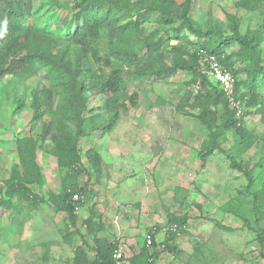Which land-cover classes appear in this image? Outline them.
<instances>
[{
    "label": "rangeland",
    "instance_id": "obj_1",
    "mask_svg": "<svg viewBox=\"0 0 264 264\" xmlns=\"http://www.w3.org/2000/svg\"><path fill=\"white\" fill-rule=\"evenodd\" d=\"M240 1L192 0L191 20L196 27L216 28L222 35H229L238 22L239 33L251 34L259 43L264 67V0H250L252 8L240 6ZM77 2L34 0L29 18L34 34L31 39L18 35V45H40L43 52L73 68L79 51L71 40ZM154 3L158 11L142 23L140 36L133 39L137 65L121 58L112 60L108 67L88 60L93 73L118 67L125 80L124 88L116 94L93 95L88 101V107L95 109L107 97L114 101V111L96 110L100 112L95 119L99 124L115 112L110 130H94L77 143L86 171L92 168L85 151L93 147L100 154L101 176L95 179L80 172L72 177L68 169L57 164L49 138L41 140L36 162L42 183L32 185L31 190L43 200L13 197L10 207L0 204V264H73L75 256L91 261L97 237L114 248L121 246L127 256L141 251L138 264H264L254 231L256 225L264 229V120L260 111L262 104L264 109V82L258 87L262 104L248 106L247 95L239 94L244 113L238 124L244 135L234 129L222 133L218 137L222 151L215 150L201 166L198 152L207 131L196 117L198 110L176 109L191 79L188 53L192 46L185 41L182 53L171 48L178 40L167 41L166 36L173 31L157 21L161 6L158 0ZM145 4L152 5V0ZM67 25L72 26L66 33ZM180 35L196 41L187 30H181ZM152 41H162L159 54L139 49ZM94 46L102 54L113 48L105 36ZM223 55L230 57L237 70L251 62L236 43ZM175 58L184 65L175 74L159 81L149 74L152 63L170 65ZM136 69L148 73L134 78ZM244 75L238 73V78ZM79 79L85 81L86 77ZM51 80L57 82V77L37 64L0 77V185L17 163L15 139L36 135L47 120L44 114L30 122L31 102L34 89L47 86ZM61 97L57 96V102ZM216 111L218 116L223 113L221 106ZM68 185L76 187L71 195L76 227L46 200L48 191L58 194ZM171 214L186 216V220L173 221ZM245 218L250 226L244 223ZM216 222L233 230L227 231ZM147 233L153 237L148 247L144 241Z\"/></svg>",
    "mask_w": 264,
    "mask_h": 264
},
{
    "label": "trees",
    "instance_id": "obj_2",
    "mask_svg": "<svg viewBox=\"0 0 264 264\" xmlns=\"http://www.w3.org/2000/svg\"><path fill=\"white\" fill-rule=\"evenodd\" d=\"M33 1L0 0V77L37 64L46 67L51 76L57 77V82L51 80L47 86L35 88L32 93L30 122L38 120L44 114L47 120L42 122V127L36 135H23L15 139L17 163L12 166L9 177L0 185V204L6 203L8 207L11 206L13 197L33 202L42 199L31 190V186L42 183V173L36 162V152L40 141L45 138L51 141V152L57 164L68 169L72 177L80 172L94 175L95 179L101 176L100 154L93 147L85 151V159L92 168L91 172L86 171L83 168L77 143L79 138L94 130L104 132L110 130L116 117L115 112L105 122L99 124L95 119L100 112L96 110L114 111V101L107 97L96 109L88 107V101L93 95L116 94L124 88L125 80L118 67L109 68L107 72L93 73L88 67V60L93 59L94 62L108 67L112 60L121 58L129 64L137 65L139 59L132 50L133 39L140 36L142 23L158 11L154 0L152 5L148 6L145 4L147 0H121V2L119 0H78L76 12L72 16L73 27L71 29L72 25L66 26V33L71 29V40L79 48L74 59V67L70 68L67 63H62L53 54L43 52L39 48L40 45L35 47L28 43L18 45L16 40L18 35H27L31 39L34 34L33 28L29 25V18L34 9ZM158 1L161 10L157 21L169 25L173 31L171 36H166L167 41L172 38L178 40V45H171V48H177L178 53H182L185 49L181 48V45L185 41L192 46L191 52L188 53V59L191 62L189 66L191 79L187 82V88L177 103L176 109L181 111L188 107L198 110L196 117L207 131L203 147L198 152L201 166H203L208 156L215 150L222 151L218 142V137L222 133L234 129L243 136L244 129L241 124H238L242 116L235 117L234 110L229 107L218 83L197 69L198 53L200 50H206L208 53L215 54L219 62L233 75L238 96L245 93L246 105L255 106L263 102L258 91L259 85L264 82V67L260 64L261 47L253 35L239 33L238 22H235L229 35H222L218 29L212 27L206 29L196 27L190 17L192 0H182L179 3L173 0ZM239 5L252 8L250 0H241ZM174 22H178V26L173 27ZM181 30L192 33L196 41H188L186 37L180 35ZM102 36H105L113 46L104 54L94 46V43ZM234 43L243 47L248 58L251 59L250 65L245 69H235L230 57L223 55L226 48ZM162 46V41L156 43L152 41V43L143 44L139 49H144L146 53L152 51V54L154 52L159 54ZM151 66L149 65V74L158 81L184 68L183 61L177 58L173 59L170 65L152 63ZM241 72L245 75L239 79L238 73ZM147 73L142 69H136L133 76L142 78ZM82 75L86 77L85 81L79 79ZM58 95L62 96L60 102H57ZM218 106H221L223 110L221 116H218L216 111ZM260 108L261 118L264 120L263 104ZM231 164L237 167L233 161ZM75 188L74 185L65 186L58 194L48 191L46 199L56 210L67 215L72 227H76V213L71 201ZM170 219L185 222L186 216L179 217L171 214ZM216 223L227 231L233 230L231 227ZM244 223L251 225L246 218ZM254 231L260 256L264 258V229L256 225ZM114 249L106 239L97 237L94 239L93 259L88 261L75 256L73 264H112ZM141 254V251H138L130 255L129 259L134 264H138Z\"/></svg>",
    "mask_w": 264,
    "mask_h": 264
},
{
    "label": "built area",
    "instance_id": "obj_3",
    "mask_svg": "<svg viewBox=\"0 0 264 264\" xmlns=\"http://www.w3.org/2000/svg\"><path fill=\"white\" fill-rule=\"evenodd\" d=\"M197 69L206 76L212 77L223 91L229 107L234 110L235 117L240 118L243 115L241 100L236 93L235 79L233 75L219 62L215 54L208 53L206 50H200L197 56ZM198 82L196 83V87ZM77 198V195L74 196ZM145 244L151 246L153 237L147 233L144 237ZM112 264H134L127 256L122 247L118 246L113 250Z\"/></svg>",
    "mask_w": 264,
    "mask_h": 264
}]
</instances>
